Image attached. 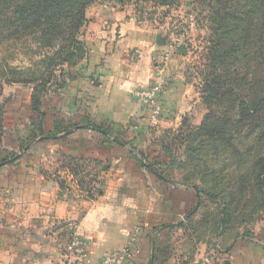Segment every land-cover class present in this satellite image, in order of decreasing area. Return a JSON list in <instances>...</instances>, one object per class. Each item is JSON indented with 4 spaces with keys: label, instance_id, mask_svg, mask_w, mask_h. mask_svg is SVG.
I'll return each mask as SVG.
<instances>
[{
    "label": "crops",
    "instance_id": "1",
    "mask_svg": "<svg viewBox=\"0 0 264 264\" xmlns=\"http://www.w3.org/2000/svg\"><path fill=\"white\" fill-rule=\"evenodd\" d=\"M85 17L87 59L46 97L42 117L33 85L1 93V149L17 158L0 167V264H75L62 250L69 224L89 246L77 264H98L133 236L120 264H264V220L218 232L196 189L147 160L149 136L178 127L196 103L172 59L160 114L132 99L154 82L165 41L128 10L93 7Z\"/></svg>",
    "mask_w": 264,
    "mask_h": 264
},
{
    "label": "rangeland",
    "instance_id": "2",
    "mask_svg": "<svg viewBox=\"0 0 264 264\" xmlns=\"http://www.w3.org/2000/svg\"><path fill=\"white\" fill-rule=\"evenodd\" d=\"M18 1L0 0V10L10 13ZM249 1L176 0L166 6L158 0H90L84 11L85 16L93 7L128 10L139 26L165 41L167 52L173 51L167 64L173 60L196 103L178 127L158 129L149 136L147 160L168 177L197 186L205 215L211 211L219 220L227 216L232 226L248 230L264 220V9H254ZM219 11L226 16L220 27L211 19ZM88 21L77 29L68 18L55 24L42 21L40 29L59 32L46 43L41 33L8 40L3 37L4 25L0 95L6 86L24 82L46 83L49 92L55 91L71 69L87 59ZM213 29L222 32L219 39L212 40ZM69 38L82 47L71 59L66 58ZM215 46L218 55L223 54L221 62L216 57L208 61ZM206 84L210 86L205 88ZM239 108L248 114L244 122H239Z\"/></svg>",
    "mask_w": 264,
    "mask_h": 264
},
{
    "label": "trees",
    "instance_id": "3",
    "mask_svg": "<svg viewBox=\"0 0 264 264\" xmlns=\"http://www.w3.org/2000/svg\"><path fill=\"white\" fill-rule=\"evenodd\" d=\"M19 1L17 2V5L13 8V11L10 13L0 10V25H2V27H0V34L3 30H5L3 26L7 25V29H6L7 35L3 37L8 40H20L23 37L35 38L37 33H41V36L45 35L44 39L47 38V40H44V42L45 43L49 42L53 36L54 37L58 36L59 32H55L53 28L50 29V31L46 29H42V28L40 29L39 27L42 25V21L49 23V24L51 23L55 24V23H59L64 18H68V20L70 19L72 27L77 29L81 27V25L85 22L86 19L84 16V11L90 5V2H89L90 0H19ZM158 1L162 5H166V6L169 5L170 2L172 3L176 2V0H158ZM249 3L253 4L254 9H262V8L264 9V0H251L249 1ZM207 5L210 7L209 4ZM219 10H222V7H219ZM248 13L250 14L249 16L254 17L255 15V13L252 12V10H249ZM225 17L226 16L222 15L221 12L219 11V13L213 14L211 16V19H212L213 24H217L218 27H220ZM236 30H237L236 28H231V32L233 34L237 33ZM213 32L216 35H214V37H211L212 40L214 38L219 39L218 35H222L221 34L222 32L219 29H213ZM248 33H249L248 40H250L252 36V23L249 24ZM69 41H70V43L68 44L69 51L66 52L67 59H71L73 52L81 51V48H82L79 46L80 44L75 38H69L68 42ZM44 42L42 41L43 44ZM47 45L50 46L49 44ZM218 53H219L218 47L216 46L212 47L210 49V58L208 59V61L209 60L212 61V59L214 60L216 57L217 59H220V62H221L223 58V54L218 55ZM53 67H57V65L54 64ZM15 82H16L15 80L10 81L11 84H14ZM24 83L31 84L34 86V90L32 94L33 111L35 112L36 115H38L39 117H42L43 114H42L41 109H42L43 103L46 97H48L49 94H51L52 92H49V90L45 88L46 83H42L39 85H36L35 82L34 83L24 82ZM63 83H64V80L56 86L55 90L60 88L63 85ZM209 86H210L209 84H206L205 88ZM243 105H246V104H243ZM1 113L2 112H1V106H0V130H1V137H2L3 131L1 127V117H2ZM247 115L248 114H246L245 110H243L242 108H239V122H244L246 120ZM182 122H184V120ZM182 124L183 123H181V125ZM16 158L17 156H14V155L11 157H8L5 151L1 149V138H0V167L7 165L9 163H12ZM149 167L152 168L151 165ZM155 173L159 176L164 177L165 172L155 169ZM182 183L187 184L185 182H182ZM190 186H193L196 189L198 204L201 205L202 207V201H203V197L201 194L202 191L195 185H190ZM203 193L205 195L207 194L206 192H203ZM97 194L100 195L101 192L98 191ZM208 197L210 199V196ZM212 222L214 225H216L218 232H220L221 229L231 230V229L239 228V227L232 226L227 216L220 220L218 217L214 216V219L212 220Z\"/></svg>",
    "mask_w": 264,
    "mask_h": 264
},
{
    "label": "built area",
    "instance_id": "4",
    "mask_svg": "<svg viewBox=\"0 0 264 264\" xmlns=\"http://www.w3.org/2000/svg\"><path fill=\"white\" fill-rule=\"evenodd\" d=\"M173 51L167 52L162 56V64L156 67L155 79L151 85L135 89L131 96L132 99L140 106L150 109L154 115L161 112L159 107V98L162 91L167 85V62ZM68 237L66 244L63 246V254L72 260L73 263H83L88 258V243L82 238L76 224L68 225ZM136 238L132 237L130 243L121 251L105 255L98 264H120L129 258L132 248L135 245ZM202 264H212L211 261L205 260Z\"/></svg>",
    "mask_w": 264,
    "mask_h": 264
}]
</instances>
